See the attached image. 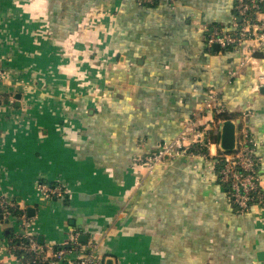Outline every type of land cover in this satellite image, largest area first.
I'll list each match as a JSON object with an SVG mask.
<instances>
[{
  "label": "crops",
  "instance_id": "1",
  "mask_svg": "<svg viewBox=\"0 0 264 264\" xmlns=\"http://www.w3.org/2000/svg\"><path fill=\"white\" fill-rule=\"evenodd\" d=\"M238 1L0 0V191L39 243L97 240L98 264H264V205L239 216L213 159L141 162L194 114L218 151L204 101L222 88L264 177V45L241 66L244 50L207 43ZM41 181L65 196L43 199ZM17 231L0 220V264H22L5 253Z\"/></svg>",
  "mask_w": 264,
  "mask_h": 264
},
{
  "label": "built area",
  "instance_id": "2",
  "mask_svg": "<svg viewBox=\"0 0 264 264\" xmlns=\"http://www.w3.org/2000/svg\"><path fill=\"white\" fill-rule=\"evenodd\" d=\"M142 4H155L164 0H137ZM264 0H239L236 6L237 14L232 28L214 26L208 29V46L218 44L222 47H234L244 50L241 66L252 61L253 53L264 45ZM262 22V23H261ZM0 65V77L2 76ZM236 71L231 72L234 76ZM222 88L211 89L204 101L206 109H212L216 120L211 122V130L216 133L224 119L217 116L228 112L221 102ZM4 100L0 95V103ZM201 111V110H199ZM198 113V112H197ZM186 120V127L181 135L171 142L162 144L156 151L141 160L150 172L164 165L170 159L189 158L191 155L213 159L214 167L220 182L227 188L228 197L236 207L239 216H245L255 207L263 209L264 177L261 169V157L258 156V143L253 139L247 125L248 118L244 116L238 124L237 148L225 153L220 149L214 151L215 144L210 137V130L202 129L198 124V115L194 114ZM241 125V126H240ZM201 144L206 151L193 153L190 148ZM168 157V159H167ZM216 164H220L216 168ZM38 190L43 199H58L65 196L66 189L59 184L39 182ZM16 204L0 191V220L17 219L19 231L7 237L5 253L15 257L22 264H98V241L93 240L86 245L79 241V235H73L69 242L52 245L39 243L37 236L29 229L31 221L25 214L16 213Z\"/></svg>",
  "mask_w": 264,
  "mask_h": 264
},
{
  "label": "water",
  "instance_id": "3",
  "mask_svg": "<svg viewBox=\"0 0 264 264\" xmlns=\"http://www.w3.org/2000/svg\"><path fill=\"white\" fill-rule=\"evenodd\" d=\"M214 47L216 49L220 48L218 44H215ZM240 121V119H225L222 122L218 136V147L222 152L229 153L236 150L238 140V124ZM259 256L262 257L263 254L259 253ZM107 264H115V258H107Z\"/></svg>",
  "mask_w": 264,
  "mask_h": 264
},
{
  "label": "trees",
  "instance_id": "4",
  "mask_svg": "<svg viewBox=\"0 0 264 264\" xmlns=\"http://www.w3.org/2000/svg\"><path fill=\"white\" fill-rule=\"evenodd\" d=\"M134 1H136L137 3H139L137 0H134ZM139 4H141V3H139ZM159 4H161V2H157V3H155V4H150V5H147V4H141V5H145V6H147V7H156L157 5H159ZM62 11H64L65 13L67 12L66 10H62ZM62 11H60V9L59 10H56V14H59V13H63ZM70 11V13H72V11L73 10H69ZM56 14H55V16H56ZM53 26V25H52ZM67 27V30L68 31H70V30H73L74 28H73V26L71 25V23H70V25H67L66 26ZM229 48H234V47H229ZM218 118H222V119H234L236 116H235V114H233V113H230V112H225V113H223V114H221V115H219V116H217ZM190 150L194 153H199V152H204V151H206V149L204 148V147H202V145L201 144H195V145H193L192 146V148H190ZM219 166H220V164H216V168L218 169L219 168ZM16 213H18V211L16 210ZM12 234H10V236H11Z\"/></svg>",
  "mask_w": 264,
  "mask_h": 264
}]
</instances>
